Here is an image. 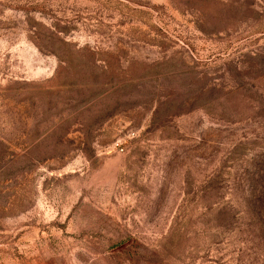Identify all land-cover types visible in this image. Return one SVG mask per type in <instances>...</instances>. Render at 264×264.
Masks as SVG:
<instances>
[{
	"label": "rangeland",
	"instance_id": "374dc122",
	"mask_svg": "<svg viewBox=\"0 0 264 264\" xmlns=\"http://www.w3.org/2000/svg\"><path fill=\"white\" fill-rule=\"evenodd\" d=\"M0 264H264V0H0Z\"/></svg>",
	"mask_w": 264,
	"mask_h": 264
}]
</instances>
